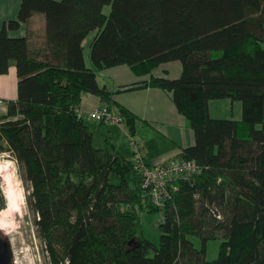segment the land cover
Returning <instances> with one entry per match:
<instances>
[{
	"label": "trees",
	"instance_id": "1",
	"mask_svg": "<svg viewBox=\"0 0 264 264\" xmlns=\"http://www.w3.org/2000/svg\"><path fill=\"white\" fill-rule=\"evenodd\" d=\"M37 12L43 41L9 35ZM95 30L89 67L84 41ZM174 60L179 78L122 88L172 91L195 132L181 158L201 169L175 181L156 244L143 236L141 212L161 207L131 183V161L95 145L79 111L85 93L113 103L96 69L127 64L142 75ZM12 65L19 96L0 114V155L11 153L31 184L51 264H264V0H23L0 29V74ZM226 98L242 102L241 119L211 115L210 102ZM121 111L134 132L136 117Z\"/></svg>",
	"mask_w": 264,
	"mask_h": 264
},
{
	"label": "crops",
	"instance_id": "2",
	"mask_svg": "<svg viewBox=\"0 0 264 264\" xmlns=\"http://www.w3.org/2000/svg\"><path fill=\"white\" fill-rule=\"evenodd\" d=\"M23 0H0V29L5 22L17 19ZM110 5L105 7V12ZM46 17L43 13H35L28 22H22L17 29L9 30L11 37H30L34 42L44 39ZM99 30L92 31L84 41L86 64L94 67L91 60V48ZM183 72V64L179 60L162 63L147 74L139 75L127 65L96 69L101 86L113 91V103L109 105L92 93L83 95L81 111L86 124L94 134L97 147L109 148L125 161H133L135 147L131 138L144 155L148 163H162L172 159H182L184 148L196 143L195 132L189 119L182 114L173 97L172 91L158 86L122 89L125 86L149 81L152 77L179 78ZM18 70L12 65L5 74H0V113L8 111V103L19 96ZM116 114H122V107L128 109L135 117V131L132 132L127 123H105L94 119L90 113L103 106ZM210 112L213 117L241 119L243 105L241 101L232 99L212 100ZM227 113V115H225ZM131 183L136 185L137 172L130 171ZM118 176V180H119ZM137 186V185H136Z\"/></svg>",
	"mask_w": 264,
	"mask_h": 264
},
{
	"label": "rangeland",
	"instance_id": "3",
	"mask_svg": "<svg viewBox=\"0 0 264 264\" xmlns=\"http://www.w3.org/2000/svg\"><path fill=\"white\" fill-rule=\"evenodd\" d=\"M107 10L110 12L111 8L108 7ZM0 180L7 205L8 194L16 195L17 200L21 202L20 211L15 212L12 216L4 217V225L0 226L7 236L8 243L13 248L17 264H51L46 244L39 234L34 212L28 202V196L32 191L31 184L22 179L20 166L9 152L0 155ZM111 180L117 182L118 175L113 174ZM161 209L155 212L146 209L141 212L143 236L156 244L160 242L161 237L159 224L165 219L164 206H161ZM192 238L197 244H200L198 238ZM221 243V239L209 242V259L218 257Z\"/></svg>",
	"mask_w": 264,
	"mask_h": 264
},
{
	"label": "built area",
	"instance_id": "4",
	"mask_svg": "<svg viewBox=\"0 0 264 264\" xmlns=\"http://www.w3.org/2000/svg\"><path fill=\"white\" fill-rule=\"evenodd\" d=\"M81 115L82 111H79ZM90 115L105 123H122L123 116L114 113L107 106L92 111ZM131 145L135 147L133 169L138 174V186L144 201H150L157 206H164L177 189L175 181L178 178H192L200 171L195 160L172 159L162 163H148L142 152L131 138Z\"/></svg>",
	"mask_w": 264,
	"mask_h": 264
},
{
	"label": "water",
	"instance_id": "5",
	"mask_svg": "<svg viewBox=\"0 0 264 264\" xmlns=\"http://www.w3.org/2000/svg\"><path fill=\"white\" fill-rule=\"evenodd\" d=\"M131 243H134L132 240ZM0 264H17L13 248L8 243L5 232L0 228Z\"/></svg>",
	"mask_w": 264,
	"mask_h": 264
},
{
	"label": "bare ground",
	"instance_id": "6",
	"mask_svg": "<svg viewBox=\"0 0 264 264\" xmlns=\"http://www.w3.org/2000/svg\"><path fill=\"white\" fill-rule=\"evenodd\" d=\"M7 198H8V205L5 209H3V211L1 210L0 212V226L4 225L5 218L7 216H12L15 212H18L21 209V206H20L21 202L20 200H17L18 197H16V195L8 194ZM2 215L3 217H1Z\"/></svg>",
	"mask_w": 264,
	"mask_h": 264
}]
</instances>
